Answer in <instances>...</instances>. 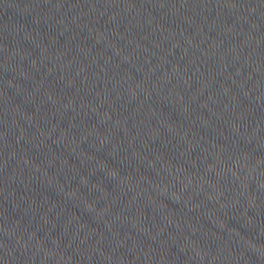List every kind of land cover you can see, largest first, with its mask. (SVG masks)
Listing matches in <instances>:
<instances>
[{
  "label": "water",
  "instance_id": "95a60500",
  "mask_svg": "<svg viewBox=\"0 0 264 264\" xmlns=\"http://www.w3.org/2000/svg\"><path fill=\"white\" fill-rule=\"evenodd\" d=\"M0 264H264V0H0Z\"/></svg>",
  "mask_w": 264,
  "mask_h": 264
}]
</instances>
